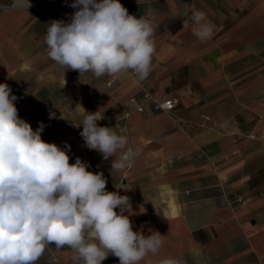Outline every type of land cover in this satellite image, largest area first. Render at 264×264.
Masks as SVG:
<instances>
[{
  "label": "crops",
  "instance_id": "crops-1",
  "mask_svg": "<svg viewBox=\"0 0 264 264\" xmlns=\"http://www.w3.org/2000/svg\"><path fill=\"white\" fill-rule=\"evenodd\" d=\"M28 2L0 0V83L17 97L21 119L33 130L44 124L42 140L70 145V164L80 158L103 172L107 191L130 198L134 231L160 233L159 252L140 264H264V0H120L155 27L144 80L56 64L44 36L51 21L70 22L73 0ZM194 10L214 26L206 41L192 34ZM144 89L175 97L177 107L164 113L148 102L138 111ZM85 112L139 148L132 168L111 174L114 157L86 147ZM237 197L244 203H231ZM71 256L52 245L36 264H72Z\"/></svg>",
  "mask_w": 264,
  "mask_h": 264
},
{
  "label": "clouds",
  "instance_id": "clouds-1",
  "mask_svg": "<svg viewBox=\"0 0 264 264\" xmlns=\"http://www.w3.org/2000/svg\"><path fill=\"white\" fill-rule=\"evenodd\" d=\"M21 6L31 7L28 0ZM69 6L76 9L70 22L48 24V58L96 78L128 72L147 78L156 51L151 20L129 14L120 0H73ZM190 19L198 40L211 38L214 26L204 12L194 10ZM11 93L0 83V264H36L52 245L70 249L72 264H102L110 255L119 264H140L155 256L161 235L133 230L130 198L107 191L103 172L89 171L80 158L70 164V145L61 149L42 140L44 124L33 130L21 119ZM85 113L80 135L86 147L104 160L114 157L111 174L132 168L139 148L128 147L114 128L98 126V112ZM160 264L182 262L165 258Z\"/></svg>",
  "mask_w": 264,
  "mask_h": 264
},
{
  "label": "built area",
  "instance_id": "built-area-1",
  "mask_svg": "<svg viewBox=\"0 0 264 264\" xmlns=\"http://www.w3.org/2000/svg\"><path fill=\"white\" fill-rule=\"evenodd\" d=\"M71 4V3H70ZM69 4V5H70ZM70 7V6H69ZM72 8V7H70ZM144 101L142 103H137L136 105V109L138 111H144L145 109V105L149 102L152 104V106L156 109V110H160L164 113H170L171 111H173L177 105H178V100L175 97H170V98H157L154 96V94L146 89H144ZM133 102H136L135 99H132ZM225 179H222L221 184H224ZM222 184V185H223ZM240 202V203H244L243 199L241 197H237L234 201H231V203L233 202Z\"/></svg>",
  "mask_w": 264,
  "mask_h": 264
}]
</instances>
